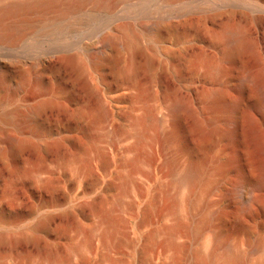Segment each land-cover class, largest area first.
<instances>
[{
	"label": "rangeland",
	"instance_id": "rangeland-1",
	"mask_svg": "<svg viewBox=\"0 0 264 264\" xmlns=\"http://www.w3.org/2000/svg\"><path fill=\"white\" fill-rule=\"evenodd\" d=\"M0 35V264H218V228L264 263V0H52Z\"/></svg>",
	"mask_w": 264,
	"mask_h": 264
},
{
	"label": "bare ground",
	"instance_id": "bare-ground-1",
	"mask_svg": "<svg viewBox=\"0 0 264 264\" xmlns=\"http://www.w3.org/2000/svg\"><path fill=\"white\" fill-rule=\"evenodd\" d=\"M62 1H68V0H62ZM51 4H52V0H24L21 3H13V4H10V5L5 6V7L3 6L2 8H0V23L2 22V20H5V18H7V17H10V16L15 15V14L18 15V13L21 11L26 12L28 10H33V9H38V8H45L46 9V8L50 7ZM157 25H159V24H157ZM157 25H156V27H157ZM153 29H155V28L153 27ZM151 30H152V28H151ZM5 33L7 34V32H5ZM239 34H240L239 29L238 30H229L224 34V37H225V40L227 41V43H231V44L233 43L234 44V43L239 41ZM9 35L4 36L5 40L9 39V41H11L10 39H13L12 38L13 35L12 36L11 35L9 36ZM0 36H2V35H0ZM14 40H15V38H14ZM233 52H234V50H233ZM241 80L243 82H249V81H252L253 79L247 73L242 72ZM0 86H3V82H1V81H0ZM179 109H181V107H179V105H177V104L172 105V111L174 113L178 112ZM31 114H32V111H31ZM29 115H30V113L28 112V110H27V113L20 115V117L22 118V121L24 123H26L27 126L29 125V123L31 121L29 119ZM7 143L13 144V139H11V138L7 139ZM248 163H250V162H248ZM200 175H201L200 174V167L196 164L191 163L187 167V169L184 170V174L180 177V179H181L182 183L184 182L186 184H190V183L194 184L201 177ZM251 182H252L253 186L255 185L254 187L261 188L262 186H264V180L262 181L259 179H252ZM258 188H256V189H258ZM253 191L251 192L252 194L247 193L250 196L245 195L246 197L248 196L247 197L248 199L246 197H244V194H246V193H244L242 195L239 194L242 196V199L240 200V206L242 205L241 208H243V210L246 212L255 211L257 208L262 206L258 193L256 192V190H255V192H253ZM208 216H205L203 218L202 222L198 225L199 226L198 229H200L201 231L202 230L204 231L205 229L207 230L210 227L209 224H210V220L212 218L209 220L210 217L208 218ZM197 232H199V231H197ZM213 232L210 235V239L208 240V249H207L208 252L206 255L208 262L213 261L218 256V254L220 253V255L218 256L219 262H218V257L216 258L218 264H241V263H243L244 257L241 256L240 253L234 251L235 250L234 248H231L230 246H228L227 242L223 241L222 232H221L220 228H218V230H216L214 233ZM199 262H200V260H199ZM201 263H202V261H201ZM258 264H262V262H260Z\"/></svg>",
	"mask_w": 264,
	"mask_h": 264
}]
</instances>
